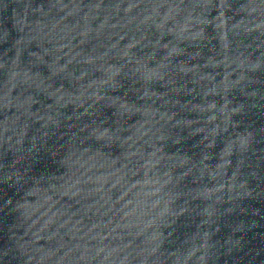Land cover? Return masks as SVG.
<instances>
[{"label": "water", "instance_id": "95a60500", "mask_svg": "<svg viewBox=\"0 0 264 264\" xmlns=\"http://www.w3.org/2000/svg\"><path fill=\"white\" fill-rule=\"evenodd\" d=\"M0 264H264V0H0Z\"/></svg>", "mask_w": 264, "mask_h": 264}]
</instances>
